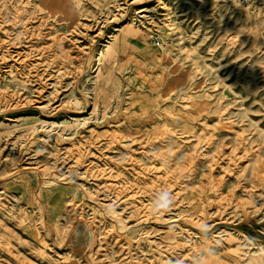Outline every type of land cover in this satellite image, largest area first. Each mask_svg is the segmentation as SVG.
Here are the masks:
<instances>
[{"label":"rangeland","instance_id":"obj_1","mask_svg":"<svg viewBox=\"0 0 264 264\" xmlns=\"http://www.w3.org/2000/svg\"><path fill=\"white\" fill-rule=\"evenodd\" d=\"M259 244L264 0H0V264Z\"/></svg>","mask_w":264,"mask_h":264},{"label":"bare ground","instance_id":"obj_2","mask_svg":"<svg viewBox=\"0 0 264 264\" xmlns=\"http://www.w3.org/2000/svg\"><path fill=\"white\" fill-rule=\"evenodd\" d=\"M61 6H59L58 4H56V8H57V10L60 8ZM105 42H108L107 40H105ZM114 51L115 50H111V55H110V53H109V55H108V59H109V56H114ZM101 54V52H98V55L97 56H95V55H89V56H86V58L88 59V64H91V63H93L94 61H96V60H98V58H99V55ZM107 63H109V66L111 65V61H109V60H107ZM98 72H99V70L97 71V76H98ZM108 81V77H105V79L102 81L103 83V85L106 83ZM258 249L259 250H261V251H264V246L263 245H261V244H259V246H258Z\"/></svg>","mask_w":264,"mask_h":264}]
</instances>
